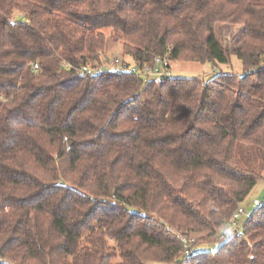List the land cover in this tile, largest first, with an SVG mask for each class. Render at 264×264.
Listing matches in <instances>:
<instances>
[{
    "label": "trees",
    "instance_id": "trees-1",
    "mask_svg": "<svg viewBox=\"0 0 264 264\" xmlns=\"http://www.w3.org/2000/svg\"><path fill=\"white\" fill-rule=\"evenodd\" d=\"M106 30L138 64L242 73L65 68L98 62ZM261 180L264 0H0V264H264V201L230 227Z\"/></svg>",
    "mask_w": 264,
    "mask_h": 264
},
{
    "label": "rangeland",
    "instance_id": "rangeland-1",
    "mask_svg": "<svg viewBox=\"0 0 264 264\" xmlns=\"http://www.w3.org/2000/svg\"><path fill=\"white\" fill-rule=\"evenodd\" d=\"M242 28L236 26H217L216 27V36L228 49L232 50L236 48L242 39ZM107 37V47L102 53L109 55V57H117L119 59H124L125 61L132 63V59L129 56H123L121 45L117 39L112 35L110 30L105 31ZM170 72L173 77L180 78H194L200 77L204 81H208L219 73L223 74H241L242 66L235 56H231L230 63L223 65L218 64L213 66L211 63H187V62H171L170 63ZM255 200L264 201V180H261L253 188L246 200L241 204L240 208L244 211V214L241 216L239 223L243 224L246 222L251 213L256 209L253 205ZM223 234L222 230L218 232V236ZM195 241L196 237L190 235L186 236ZM217 245V244H216ZM214 245L213 247H216ZM212 246H207L205 249H209Z\"/></svg>",
    "mask_w": 264,
    "mask_h": 264
},
{
    "label": "built area",
    "instance_id": "built-area-1",
    "mask_svg": "<svg viewBox=\"0 0 264 264\" xmlns=\"http://www.w3.org/2000/svg\"><path fill=\"white\" fill-rule=\"evenodd\" d=\"M99 61L82 65L74 68L71 65H64L67 69H74L79 76L96 77L103 74L116 75V76H133L138 78L143 84H159L164 80H167L172 76L170 72L171 61L167 56H161L154 58L151 64H138L134 60L132 63L119 59L117 57H109V55L102 52H98ZM36 68V66H35ZM253 205L261 206L262 203L258 200L253 202ZM244 211L239 208L234 213L230 227H232L238 235H242V225L239 223ZM184 247V254L189 256L192 254L193 249L191 245L194 243L193 239L188 237L177 235Z\"/></svg>",
    "mask_w": 264,
    "mask_h": 264
}]
</instances>
